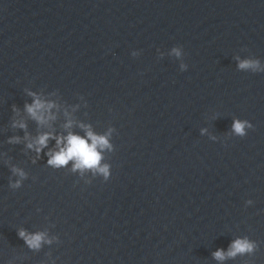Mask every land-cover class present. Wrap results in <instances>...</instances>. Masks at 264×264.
Instances as JSON below:
<instances>
[{
  "label": "water",
  "instance_id": "water-1",
  "mask_svg": "<svg viewBox=\"0 0 264 264\" xmlns=\"http://www.w3.org/2000/svg\"><path fill=\"white\" fill-rule=\"evenodd\" d=\"M29 92L60 106L52 129ZM18 119L115 129L111 179L48 166ZM243 238L255 252L223 264H264V0H0V264H221Z\"/></svg>",
  "mask_w": 264,
  "mask_h": 264
},
{
  "label": "clouds",
  "instance_id": "clouds-1",
  "mask_svg": "<svg viewBox=\"0 0 264 264\" xmlns=\"http://www.w3.org/2000/svg\"><path fill=\"white\" fill-rule=\"evenodd\" d=\"M172 54L181 57L183 55L182 48H174ZM141 55L138 51H133V57H139ZM183 71L189 70L188 64H182ZM239 68L244 69H260V62L253 60H241L239 62ZM29 96L32 97V102L27 103L24 106V110L28 116L34 120L41 128L52 129L53 122L57 120V112L60 110V106L54 101L36 93L29 92ZM81 99H84L81 97ZM78 107V106H77ZM56 110V111H54ZM19 115V109H14ZM65 116L68 117V122L64 125L65 129H71L74 125V121L71 119L70 113L65 110ZM14 128H19L25 131L24 140L27 141V148L33 151L38 157L41 155H47L49 157L47 164L50 167L61 169L66 168L70 163L72 164L73 172L92 171L93 174L100 173L104 177V181H108L112 177L110 171V165L101 164L103 159L102 152L104 150H114L113 145L110 143V137L115 129H111L106 135H99L92 130L91 125L83 123L79 124V127L84 130L85 135L81 136L72 131H68L65 135H56L54 130L43 131L39 135L33 137L28 132V124L22 119H18L13 123ZM251 122L236 120L233 124V130L238 136H246L247 130L253 128ZM20 137H14L9 142L19 143ZM55 141V147H50V142ZM45 149H48L45 152ZM15 175L21 179L11 185L13 189L21 188L22 181L26 178V174L23 170L13 168ZM89 183H91L89 181ZM249 205L253 203L252 200L247 201ZM19 236L26 241V243L33 249L41 247L42 242L45 240V234H29L26 231H21ZM51 243V241H48ZM257 245L248 240L247 238L236 239L229 246V249H219L214 253V257L217 261L223 264L228 259H234L238 255L254 253Z\"/></svg>",
  "mask_w": 264,
  "mask_h": 264
}]
</instances>
